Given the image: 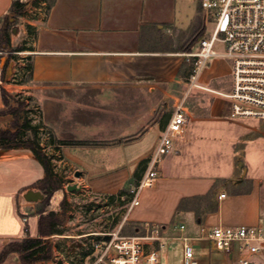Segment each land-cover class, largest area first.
Masks as SVG:
<instances>
[{
	"label": "crops",
	"instance_id": "obj_1",
	"mask_svg": "<svg viewBox=\"0 0 264 264\" xmlns=\"http://www.w3.org/2000/svg\"><path fill=\"white\" fill-rule=\"evenodd\" d=\"M13 1L0 0V19ZM21 1L29 4L21 30L27 40L33 39V47L24 51L33 63V82L21 86L60 93L49 95L42 110L40 131L45 127L50 134L41 145L59 163L82 173L79 184L84 189L98 197L114 196L129 186L139 164L153 152L174 106L188 90L184 80L193 64L185 55L193 49L165 41L171 21L147 13L150 0ZM12 42L13 38L11 46ZM3 66L1 59L0 88L13 93L19 86L8 76L7 83L1 82ZM219 79L225 80L223 90L205 86L215 94L210 103L198 101L192 106L196 111L186 106L184 135L163 160L155 184L140 192L139 205L127 212L125 221L134 226L143 221L184 224L201 263L213 255L232 264L229 255L212 251L208 233L216 226L264 225V121L232 119L231 101L225 96L232 88V67L211 82ZM81 105L86 121L73 110ZM12 120L11 115L0 116V126ZM51 137L93 144L57 150ZM114 141L118 142L107 144ZM44 176L30 149H0V253L11 243L38 237L37 206L46 196L34 185ZM31 190L41 192L43 199L26 201L23 194ZM51 211L57 212L53 208L45 214ZM63 232L54 236L72 238ZM102 233L108 232L76 238L95 239ZM3 264L23 263L19 254L11 253Z\"/></svg>",
	"mask_w": 264,
	"mask_h": 264
},
{
	"label": "built area",
	"instance_id": "obj_2",
	"mask_svg": "<svg viewBox=\"0 0 264 264\" xmlns=\"http://www.w3.org/2000/svg\"><path fill=\"white\" fill-rule=\"evenodd\" d=\"M206 19L212 23L209 36L195 51L186 54L193 68L188 90L174 106L156 146L143 164L138 186L133 191L132 208L139 194L152 187L163 160L172 154L175 141L185 133L188 122L186 99L192 90H205L199 77L213 57L228 59L232 67V88L225 96L231 101L234 120L264 121V0H199ZM225 194L220 195L224 198ZM136 234L123 235L121 229L97 235L88 261L83 264H162L161 250L172 242L182 244V264H202L186 235L184 224L164 226L139 224ZM212 251L230 256L232 264H264V225L216 226L208 233ZM259 259H263L260 261Z\"/></svg>",
	"mask_w": 264,
	"mask_h": 264
},
{
	"label": "rangeland",
	"instance_id": "obj_3",
	"mask_svg": "<svg viewBox=\"0 0 264 264\" xmlns=\"http://www.w3.org/2000/svg\"><path fill=\"white\" fill-rule=\"evenodd\" d=\"M146 12L150 14L165 15L171 21L169 29H166L165 41L169 43H172V40L178 41L180 47L183 49L186 47H192L193 51H195L200 40L209 36L212 30V23L208 18L206 19L204 15L205 12L202 10L199 0H150L146 4ZM21 27H25V22L20 18L10 33V40L12 41L13 38L11 46L12 50L33 47L32 37H29L27 40V38L23 35ZM10 55H15L16 58L8 63L7 76L10 78L11 83L19 86L14 88L15 92L13 93L20 94L21 97L29 99V118L32 122L36 121V125L43 127L42 110L45 106V102L49 99V95H60V93L44 91L42 89L28 90L26 87L24 88V86H21L19 82L25 77L27 73V66L31 63V59L28 56L29 53L24 51L13 52V54H10L9 51L0 52V57L3 59V65H5ZM230 71L231 66L228 59L218 57L210 58L199 77V82L204 85V87L211 85V88L221 91L224 88L225 80L219 79L212 82L211 80L218 75L229 74ZM14 74L15 76H13ZM187 82L188 79L184 80V86L186 88L188 87ZM191 93V96L188 97V101H186V106L190 111L193 108L192 106H195L198 101L210 103L211 100L214 99L213 95H215L199 89H196ZM66 94L69 95L70 93H64V95ZM73 110L76 111L79 119L83 121L87 120L86 113L82 105L77 108H73ZM192 110L196 111V109ZM168 111L169 112L166 117L167 119L170 116L172 108ZM245 124L252 127L255 123L245 122ZM9 125L10 123L1 125L0 131H5V128L9 127ZM39 133V139L40 142H42L41 139L45 135H49L50 131L44 127V130ZM215 139L216 138L214 137L211 141L213 142V145L218 143L215 142ZM117 142L118 141H114L107 144H116ZM52 158L54 171L62 181V189L53 194L50 204L46 207V210L54 208L57 212H59L60 202L63 199L67 201L68 213L65 217L66 221L63 226V233L65 235H72V238L64 237V235L51 237L49 241L54 247V259L50 262L39 264H58L60 261L63 264H72L70 260H73V262L76 261L77 264L87 262V257L91 253L92 240L95 236L80 239L76 238L77 235L87 234L93 231H117L121 229V227V233L123 235H132L137 233L135 228L137 226L128 224V222L125 221V217L127 212L132 208V202L135 200V194L133 191L138 186L143 172V166H141L139 171V180H136L135 172L129 186L123 189L128 193H132V195L120 194L119 191V193L114 196L103 198L93 194L91 190L84 189L82 185L79 184L80 177L76 176L77 173L74 166L64 165V162L59 163V159H55L54 157ZM73 185H77L79 189L69 191L68 187ZM25 195L26 193L23 194L24 198ZM107 204H109V209H107ZM41 205L42 203L37 206V210L41 208ZM141 223H144V221L139 224ZM161 263L182 264V244L179 243L177 246L173 247L170 243L168 246L164 247L161 250ZM202 264H228V260L223 256L214 257L211 255L206 262L203 260Z\"/></svg>",
	"mask_w": 264,
	"mask_h": 264
},
{
	"label": "trees",
	"instance_id": "obj_4",
	"mask_svg": "<svg viewBox=\"0 0 264 264\" xmlns=\"http://www.w3.org/2000/svg\"><path fill=\"white\" fill-rule=\"evenodd\" d=\"M29 4L21 0H14L9 12L0 19V52L9 51L21 52L26 48H18L12 50L10 33L16 22L27 14ZM30 30V27H28ZM16 58L15 55H10L6 64L2 68L1 82L7 83V66L11 60ZM1 62V57H0ZM33 82V63L27 66L25 77L19 82L20 85H31ZM0 94L5 106V110L0 111V116L11 115L13 120L6 131H0V149H30L37 160L44 168L45 176L38 181L34 188L41 190L45 194L42 206L38 211L40 220L38 224V237H28L21 242H14L6 246L0 253V264H3L11 253H17L23 264H39L50 262L54 259V247L51 244L50 237L62 234V226L65 224L66 215L68 212L67 201L63 200L60 204L59 212H46V207L50 204L53 194L62 189V181L55 173L53 167V158L47 154L41 145L39 132L42 128L40 125H34L29 118V99L21 97L20 94L8 92L4 87L0 88ZM51 142L56 146V149L61 147H82L90 146L93 143L89 141L64 140L59 141L51 137ZM145 163L142 161L138 170L135 173L136 180H139V171ZM120 194H129L127 191H120ZM212 194L209 193L206 197ZM28 229V228H27Z\"/></svg>",
	"mask_w": 264,
	"mask_h": 264
},
{
	"label": "water",
	"instance_id": "obj_5",
	"mask_svg": "<svg viewBox=\"0 0 264 264\" xmlns=\"http://www.w3.org/2000/svg\"><path fill=\"white\" fill-rule=\"evenodd\" d=\"M82 173L78 172L76 174L77 177H80ZM79 187L77 185L69 186L68 190L73 191V190H78ZM44 195L41 192H36V191H28L25 195V200L29 202L37 201L38 199H43ZM58 264H63L61 261L58 262Z\"/></svg>",
	"mask_w": 264,
	"mask_h": 264
}]
</instances>
